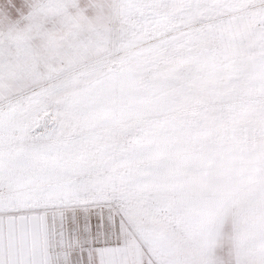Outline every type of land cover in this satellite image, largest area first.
I'll return each mask as SVG.
<instances>
[{
	"label": "snow or ice",
	"instance_id": "1",
	"mask_svg": "<svg viewBox=\"0 0 264 264\" xmlns=\"http://www.w3.org/2000/svg\"><path fill=\"white\" fill-rule=\"evenodd\" d=\"M0 264H264V0H0Z\"/></svg>",
	"mask_w": 264,
	"mask_h": 264
}]
</instances>
